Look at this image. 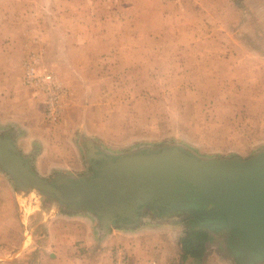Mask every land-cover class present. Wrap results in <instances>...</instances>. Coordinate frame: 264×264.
I'll return each instance as SVG.
<instances>
[{
    "label": "rangeland",
    "instance_id": "1",
    "mask_svg": "<svg viewBox=\"0 0 264 264\" xmlns=\"http://www.w3.org/2000/svg\"><path fill=\"white\" fill-rule=\"evenodd\" d=\"M31 63L64 89L54 125L38 120L43 100L23 85ZM33 97L39 107L26 108ZM21 104L31 159L17 149L22 128L0 122V137L47 182L85 180L98 152L176 146L205 158L250 157L264 149V0H0V113L20 115ZM34 214V225L77 214L108 229L90 209L20 191L0 169V264L33 263L31 237H47L45 226L33 230ZM160 218L145 210L133 226L167 223L179 239L186 232V215ZM223 235L209 252L240 264Z\"/></svg>",
    "mask_w": 264,
    "mask_h": 264
},
{
    "label": "water",
    "instance_id": "2",
    "mask_svg": "<svg viewBox=\"0 0 264 264\" xmlns=\"http://www.w3.org/2000/svg\"><path fill=\"white\" fill-rule=\"evenodd\" d=\"M115 158L95 165L96 177L88 183L74 179L77 188L61 190L34 175L11 141L0 137V169L20 191L90 209L105 228L134 227L128 218L136 220L138 209L149 205L181 206L165 213L188 214L216 233L223 231L238 263L264 264V149L247 158H205L164 146Z\"/></svg>",
    "mask_w": 264,
    "mask_h": 264
},
{
    "label": "crops",
    "instance_id": "3",
    "mask_svg": "<svg viewBox=\"0 0 264 264\" xmlns=\"http://www.w3.org/2000/svg\"><path fill=\"white\" fill-rule=\"evenodd\" d=\"M36 102L34 97L31 98V103H25L26 108L39 107ZM25 105L19 106L20 115L0 113V122L9 120L22 128L20 130L25 133L18 140L17 149L21 156L31 159V138L34 135L31 133V120L24 124L26 116L21 115ZM31 109L26 110L27 113H31ZM38 110V120L44 121V107ZM35 217L31 218L33 230L43 225L47 237L40 241L35 236L31 237V252L36 251L32 264H112L113 251L119 247L127 252L129 264H227L217 254L209 252L210 238L202 260L193 254L183 258L180 247L183 236L179 239L178 230L167 223L99 231L90 219L77 214H57L52 220L46 221L45 218L34 225Z\"/></svg>",
    "mask_w": 264,
    "mask_h": 264
},
{
    "label": "built area",
    "instance_id": "4",
    "mask_svg": "<svg viewBox=\"0 0 264 264\" xmlns=\"http://www.w3.org/2000/svg\"><path fill=\"white\" fill-rule=\"evenodd\" d=\"M25 88L39 94L43 100L44 121L50 125L56 124L63 115L65 108L64 89L58 80L48 73H40L34 63L26 65L23 75ZM112 264H129V256L125 249L119 247L113 251Z\"/></svg>",
    "mask_w": 264,
    "mask_h": 264
},
{
    "label": "trees",
    "instance_id": "5",
    "mask_svg": "<svg viewBox=\"0 0 264 264\" xmlns=\"http://www.w3.org/2000/svg\"><path fill=\"white\" fill-rule=\"evenodd\" d=\"M65 179L71 181L70 178ZM74 184H76L75 186H78L77 183ZM183 223L187 228L180 242L183 258H187L189 255L193 254L197 259L202 260L206 252L205 245L208 239L210 238L209 241L214 239L217 233L205 226L200 225L198 219L195 221L192 220L188 214L186 215ZM222 241L225 243L223 238Z\"/></svg>",
    "mask_w": 264,
    "mask_h": 264
},
{
    "label": "flooded vegetation",
    "instance_id": "6",
    "mask_svg": "<svg viewBox=\"0 0 264 264\" xmlns=\"http://www.w3.org/2000/svg\"><path fill=\"white\" fill-rule=\"evenodd\" d=\"M116 158L114 156H110V155H105L103 153H96L94 155V159H92V164H91V168H92V173L89 177H87L85 180L81 179V181L88 183L90 179H94L96 177L95 174V170L93 169L95 165L99 166L101 165L102 162H104V160H115ZM73 181V182H72ZM49 183L51 185H54L55 187L64 190V189H75L77 188V186H75L77 183L76 181L72 180L68 181L65 178H56V179H52V181H49ZM99 203V202H98ZM173 207H177V205L171 204V205H164V204H160V205H149L145 208H139L138 212H136V220L133 219V217L128 218V224H134L136 225L138 221H140V218L142 217V214H144V211L146 210L148 213H154L155 215H157L158 217H161L160 219H162V216H166V215H170V214H174L175 212L166 214L165 210L167 208H173ZM177 208H181L177 207ZM111 217V216H110ZM109 217V218H110ZM111 219V218H110ZM123 220H126V218H122ZM138 220V221H137ZM136 221V222H135ZM99 222L101 223V225L104 226L103 222L99 219ZM222 239V238H221ZM224 239V238H223ZM248 264H254L253 262H250Z\"/></svg>",
    "mask_w": 264,
    "mask_h": 264
}]
</instances>
